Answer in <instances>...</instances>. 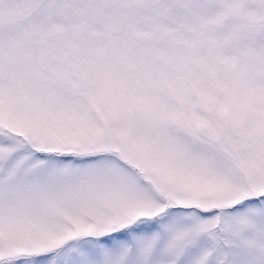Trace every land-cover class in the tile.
Returning a JSON list of instances; mask_svg holds the SVG:
<instances>
[{
	"label": "snow or ice",
	"instance_id": "obj_1",
	"mask_svg": "<svg viewBox=\"0 0 264 264\" xmlns=\"http://www.w3.org/2000/svg\"><path fill=\"white\" fill-rule=\"evenodd\" d=\"M0 264H264V0H0Z\"/></svg>",
	"mask_w": 264,
	"mask_h": 264
}]
</instances>
